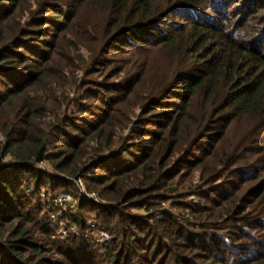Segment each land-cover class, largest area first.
I'll return each instance as SVG.
<instances>
[{"label": "trees", "instance_id": "16d2710c", "mask_svg": "<svg viewBox=\"0 0 264 264\" xmlns=\"http://www.w3.org/2000/svg\"><path fill=\"white\" fill-rule=\"evenodd\" d=\"M0 264H264V0H0Z\"/></svg>", "mask_w": 264, "mask_h": 264}, {"label": "rangeland", "instance_id": "374dc122", "mask_svg": "<svg viewBox=\"0 0 264 264\" xmlns=\"http://www.w3.org/2000/svg\"><path fill=\"white\" fill-rule=\"evenodd\" d=\"M75 99H76V97H74ZM40 167H42V169H44V170H46V171H48V172H52V169H51V167L50 166H48L46 163H43V164H40L39 165ZM82 183H83V181H82ZM79 189V195H81V196H83V192L85 191L86 192V190H85V188H84V184H83V187L82 188H78ZM66 193H68V192H66ZM84 197V196H83ZM91 197L93 198L94 197V195H92L91 194ZM194 199V197H189L187 200L188 201H191V200H193ZM71 208V206L70 207H67L64 211H62V213H65L68 209H70ZM164 208L165 209H168V208H170V207H168L167 206V204H165L164 205ZM136 214H140V213H142V211H140L139 209H137L136 211H134ZM54 214L55 215H61V213L59 212V208H56V211L54 212ZM51 217V216H50ZM158 217H160V216H158ZM51 219V218H50ZM57 220H58V217H56L55 216V219H51V221L53 222V224L54 225H56L57 224ZM57 226L59 227V231H60V233L62 234V235H64L63 234V232H66V236H73V235H79V234H84V235H86L88 238H91L94 242H96V240H95V238H94V235L93 234H95L96 236H97V234L93 231L94 230V225L93 224H91L88 228H86L84 231H83V233H81L78 229H77V227L75 226V224H71V225H68V224H65V223H63V222H58V224H57ZM95 228H97L96 226H95ZM68 233H70V234H68ZM74 233H76V234H74ZM79 237H80V235H79ZM97 243V242H96Z\"/></svg>", "mask_w": 264, "mask_h": 264}, {"label": "built area", "instance_id": "2783aa9c", "mask_svg": "<svg viewBox=\"0 0 264 264\" xmlns=\"http://www.w3.org/2000/svg\"><path fill=\"white\" fill-rule=\"evenodd\" d=\"M76 184L78 185V187L82 188L83 187V183L81 181V179H76ZM83 196L91 199V195L87 194L85 191L83 192ZM72 196L69 193L64 192L63 194L59 195V196H54V197H50V199L48 200V202H50L55 208H59V212L61 213L62 211H64L67 207H70L72 204ZM51 219H55V216L58 217V215L55 214H51L50 215ZM160 218V217H158ZM94 227V232L97 234V236L95 234L94 238L96 240L97 243H105L109 241V236L107 234L106 231L100 229V228H95ZM64 235H66V232H63ZM70 234V233H68ZM76 234V233H74Z\"/></svg>", "mask_w": 264, "mask_h": 264}]
</instances>
